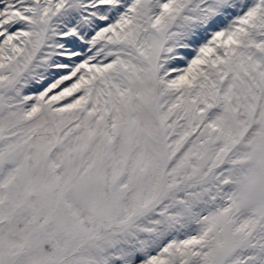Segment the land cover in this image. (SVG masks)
<instances>
[{
	"label": "snow or ice",
	"instance_id": "6c2138e0",
	"mask_svg": "<svg viewBox=\"0 0 264 264\" xmlns=\"http://www.w3.org/2000/svg\"><path fill=\"white\" fill-rule=\"evenodd\" d=\"M0 264H264V0H0Z\"/></svg>",
	"mask_w": 264,
	"mask_h": 264
}]
</instances>
